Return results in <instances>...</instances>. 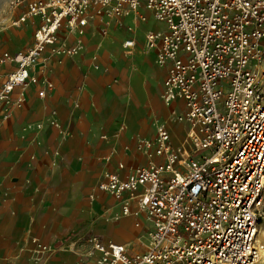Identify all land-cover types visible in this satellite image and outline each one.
Here are the masks:
<instances>
[{
  "label": "built area",
  "instance_id": "built-area-1",
  "mask_svg": "<svg viewBox=\"0 0 264 264\" xmlns=\"http://www.w3.org/2000/svg\"><path fill=\"white\" fill-rule=\"evenodd\" d=\"M25 6L12 21L38 17L32 41L0 60L13 62L0 98L19 88V107L28 86L52 88L30 72L45 50L71 54L76 44L58 45V30L81 33L90 19L108 23L142 12L166 25L144 35L142 49L160 46L157 61L170 65L164 85L180 93L190 148H174L166 127L142 142L158 162L120 177L109 173L99 188L116 199L133 200L149 221V240L139 252L122 243L87 237L91 264H252L259 256L264 214V0H9ZM110 5V7H108ZM134 40L126 39L124 47ZM122 168V164H118ZM127 201L122 211L128 212ZM138 226L139 222H135ZM44 247V246H43Z\"/></svg>",
  "mask_w": 264,
  "mask_h": 264
},
{
  "label": "crops",
  "instance_id": "crops-1",
  "mask_svg": "<svg viewBox=\"0 0 264 264\" xmlns=\"http://www.w3.org/2000/svg\"><path fill=\"white\" fill-rule=\"evenodd\" d=\"M10 8L0 9V57L30 45L39 22L14 26L25 6ZM142 13L144 19L134 12L108 23L90 19L80 34L60 28L57 44H76L75 51L45 50L30 69L52 88L38 96L42 83L28 86L19 107V88L0 98V264H91V235L129 252L147 244L149 221L134 201L99 188L111 172L124 177L158 162L137 146L162 126L172 147L190 148L189 121L177 119L184 100L164 85L170 61H157L159 40L142 49L144 35L166 25ZM126 39L134 45L124 47ZM13 68L0 60V87Z\"/></svg>",
  "mask_w": 264,
  "mask_h": 264
},
{
  "label": "rangeland",
  "instance_id": "rangeland-1",
  "mask_svg": "<svg viewBox=\"0 0 264 264\" xmlns=\"http://www.w3.org/2000/svg\"><path fill=\"white\" fill-rule=\"evenodd\" d=\"M5 6L8 9H11L9 0H0V9L2 8L4 9ZM259 231L260 233L258 232V239L260 243H262V248L260 249L261 251H260L259 256L254 260L253 264H264V214L262 216V219L260 220Z\"/></svg>",
  "mask_w": 264,
  "mask_h": 264
},
{
  "label": "bare ground",
  "instance_id": "bare-ground-1",
  "mask_svg": "<svg viewBox=\"0 0 264 264\" xmlns=\"http://www.w3.org/2000/svg\"><path fill=\"white\" fill-rule=\"evenodd\" d=\"M108 7H110V5H108ZM128 13H131V12H128ZM124 15H125V14H124ZM124 15H122V16H124ZM260 231H261V230H260ZM260 231H259V233H260ZM260 251H261V250H260ZM259 254H260V253H259ZM253 263H254V262H253ZM253 263H252V264H253Z\"/></svg>",
  "mask_w": 264,
  "mask_h": 264
}]
</instances>
